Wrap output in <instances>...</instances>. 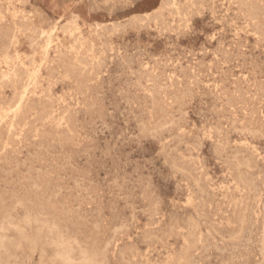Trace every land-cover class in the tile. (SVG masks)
Returning a JSON list of instances; mask_svg holds the SVG:
<instances>
[{
  "label": "rangeland",
  "instance_id": "1",
  "mask_svg": "<svg viewBox=\"0 0 264 264\" xmlns=\"http://www.w3.org/2000/svg\"><path fill=\"white\" fill-rule=\"evenodd\" d=\"M263 208L264 0H0V264H263Z\"/></svg>",
  "mask_w": 264,
  "mask_h": 264
},
{
  "label": "bare ground",
  "instance_id": "2",
  "mask_svg": "<svg viewBox=\"0 0 264 264\" xmlns=\"http://www.w3.org/2000/svg\"><path fill=\"white\" fill-rule=\"evenodd\" d=\"M222 2H223V1H222ZM159 5H160V4H159ZM249 5H250V4H249ZM174 6H175V5H174ZM226 6H227V5H226ZM161 7H162V6H161ZM209 7H210V6H209ZM217 9H218V8H217ZM154 13H155V12H154ZM211 13H212V12H211ZM260 13H261V12H260ZM144 15H145V14H144ZM256 16H257V15H256ZM133 18H134V16H133ZM218 18H219V17H218ZM262 18H263V17H262ZM256 19H257V18H256ZM215 20H216V19H215ZM230 20H231V19H230ZM232 21H233V20H232ZM111 24H112V23H111ZM112 25H113V24H112ZM149 26H150V25H149ZM77 27H78V26H77ZM98 27H99V26H98ZM104 28H105V27H104ZM162 28H163V27H162ZM221 28H222V27H221ZM156 29H157V28H156ZM113 30H114V29H113ZM159 30H160V29H159ZM229 31H230V30H229ZM164 32H165V30H164ZM116 33H117V32H116ZM43 34H44V33H43ZM111 35H112V34H111ZM212 35H213V34H212ZM245 43H246V42H245ZM227 47H228V46H227ZM182 48H183V47H182ZM215 49H216V48H215ZM217 49H218V48H217ZM208 51H209V50H208ZM213 51H214V50H213ZM217 51H218V50H217ZM188 52H189V50H188ZM204 52H205V51H204ZM236 52H237V51H236ZM236 52H235V53H236ZM207 53H208V52H207ZM216 53H217V52H216ZM224 53H226V52H224ZM209 54H210V52H209ZM213 54H214V53H213ZM45 55H46V54H45ZM219 55H220V54H219ZM214 56H215V55H214ZM224 56H225V55H224ZM212 57H213V56H212ZM225 57H226V56H225ZM225 57H224V58H225ZM176 62H178V61H176ZM236 63H237V62H236ZM164 65H165V64H164ZM207 65H208V64H207ZM223 65H224V64H223ZM197 66H198V63H197ZM208 67H209V66H208ZM191 69H192V68H191ZM193 70H194V69H193ZM206 70H207V69H206ZM182 71H183V70H182ZM179 74H180V73H179ZM237 74H238V73H237ZM211 75H212V74H211ZM223 77H224V76H223ZM233 77H234V76H233ZM233 77H232V78H233ZM5 78H6V77H5ZM220 82H221V81H220ZM244 82H245V81H244ZM161 86H162V85H161ZM214 87H215V86H214ZM255 88H256V87H255ZM26 89H27V88H26ZM159 89H160V88H159ZM258 89H259V88H258ZM217 93H218V92H217ZM211 94H212V93H211ZM250 94H251V93H250ZM225 101H226V100H225ZM219 106H220V105H219ZM234 106H235V105H234ZM19 107H20V106L18 105V106L16 107V110H18ZM227 107H228V106H227ZM262 114H263V113H262ZM229 116H230V115H229ZM13 118H14V117H13ZM216 118H217V117H216ZM248 119H249V118H248ZM170 124H171V123H170ZM165 126H166V125H165ZM170 126H171V125H170ZM213 126H214V125H213ZM162 128H163V126H162ZM159 129H160V128H159ZM9 131H10V129H9ZM178 133H179V132H178ZM162 162H163V161H162ZM164 164H165V163H164ZM35 187H36V186H35ZM5 189H6V188H5ZM207 196H208V195H207ZM202 198H203V197H202ZM20 203H22V202H20ZM20 203H19V204H20ZM62 208H63V207H62ZM130 208H131V207H130ZM15 209H16V208H15ZM263 209H264V208H263ZM12 210H13V209H12ZM84 211H85V210H84ZM155 214H156V213H155ZM9 216H10V215H9ZM25 216H26V215H25ZM27 216H28V215H27ZM27 216H26V217H27ZM2 219H3V218H2ZM27 219H28V218H27ZM107 219H108V218H107ZM132 219H133V218H132ZM10 220H11V219H10ZM34 220H35V219H34ZM169 220H170V219H169ZM5 221H6V219H5ZM5 221H4V222H5ZM22 221H23V218H22ZM22 221H21V222H22ZM131 221H132V220H131ZM19 222H20V220H19ZM29 222H30V221H29ZM29 222H27V223H29ZM52 222H53V220H52ZM2 223H3V222H2ZM0 224H1V223H0ZM7 224H8V222H7ZM25 224H26V223H25ZM43 224H44V223H43ZM26 225H27V224H26ZM52 225H53V224H52ZM15 226L17 227V224H16ZM15 226H14V227H15ZM184 226H185V225H184ZM19 227H20V226H19ZM41 227H42V226H41ZM120 227H121V226H120ZM0 228H2V227H0ZM3 228H4V227H3ZM3 228H2V229H3ZM5 228H6V227H5ZM263 228H264V227H263ZM14 229H15V228H14ZM18 229H19V228H18ZM55 229H56V227H55ZM121 229H122V228H121ZM0 230H1V229H0ZM23 230H25V229H23ZM30 230H31V229H30ZM115 230H116V229H115ZM2 231H3V230H2ZM4 231H5V230H4ZM49 231H50V230H49ZM13 232H14V230H13ZM15 232H16V231H15ZM17 232H18V231H17ZM157 232H158V231H157ZM21 233H22V232H21ZM21 233H20V234H21ZM46 233H47V232H46ZM59 234H60V233H59ZM65 234H66V233H65ZM113 234H114V233H113ZM188 234H189V232H188ZM24 235H25V234H23V236H24ZM56 235H57V234H56ZM2 236H3V235H2ZM21 236H22V235H21ZM21 236L19 235L20 238H21ZM58 236H59V235H58ZM58 236H57L56 239H58ZM263 236H264V235H263ZM4 237H5V236H4ZM6 237H7V236H6ZM35 237H36V236H35ZM146 237H147V236H146ZM1 238H2V237H1ZM7 238H8V237H7ZM60 238H62V237H60ZM142 239H143V238H142ZM142 239H141V240H142ZM0 240H2V239H0ZM4 240H6V238H5ZM4 240H3V241H4ZM29 240H30V239H29ZM50 240H52V239H50ZM60 240H61V239H60ZM94 240H95V239H94ZM33 242H34V241H33ZM58 242H59V240H58ZM62 242H63V241H61L59 244L62 245V247H64L63 244H61ZM144 242H145V240H144ZM29 243L32 244L30 241H29ZM34 243H35V242H34ZM63 243H64V242H63ZM107 243H108V242H107ZM220 243H221V242H220ZM1 244H2V243H0V245H1ZM78 244H80V243H78ZM78 244H77V245H78ZM10 245H11V244H10ZM52 245H53V244H52ZM56 245H57V244H56ZM64 245H65V244H64ZM86 245H87V244H86ZM105 245H106V244H105ZM3 246H4V244H3ZM53 246H54V245H53ZM54 247H56V246H54ZM57 247H58V246H57ZM128 247H129V246H128ZM134 247H135V245H134ZM263 247H264V245H263ZM3 248H4V247H3ZM65 248H67V247H65ZM69 248H70V247H69ZM130 248H131V250H132V247H130ZM34 249H35V248H34ZM81 249H83V248H81ZM3 250H4V249H3ZM6 250H7V249H6ZM40 250H41V249H40ZM124 250H125V249H124ZM18 251H19V250H18ZM37 251H38V250H37ZM60 251H61V250H60ZM82 251H83V250H82ZM126 251H127V250H126ZM129 251H130V249H129ZM21 252H22V251H21ZM122 252H123V251H122ZM124 252H125V251H124ZM131 252H132V251H131ZM22 253H23V252H22ZM56 253H57V251H56ZM62 253H63V254L60 255L61 257L59 256L60 259L62 258V259H61L62 262H64L65 264H71V262H72V264H73L74 261L72 260V261L70 262L71 258L69 259V253H70V252H67V249H65L64 252L62 251ZM81 253H82V252H80V254H81ZM263 253H264V252H263ZM5 254H6V253H5ZM10 254H12V253H10ZM85 254H86V252H85ZM85 254H84V255H85ZM43 255H44V253H43ZM86 255H87V254H86ZM121 255H122V254H121ZM121 255H120V256H121ZM260 255H261V254H260ZM57 256H58V255H57ZM93 256H94V255H93ZM12 257H13V256H12ZM28 257H29V256H28ZM86 257H87V256H86ZM83 258H84V257H83ZM83 258H82V259H83ZM92 258H93V257H92ZM121 258H122V256H121ZM217 258H218V257H217ZM19 259H20V258H19ZM90 259H91V257H90ZM16 260H17V259H16ZM40 260H41V259H40ZM84 260H85V258H84ZM122 260H123V258H122ZM81 261H82V260H81ZM123 261H124V260H123ZM215 261H216V260H215ZM12 262H13V261H12ZM75 262H76V261H75ZM263 262H264V261H263ZM64 263H63V264H64ZM77 263H79V261H78ZM80 263H81V262H80ZM92 263H93V262H92ZM74 264H75V263H74ZM81 264H82V263H81ZM83 264H90V260L86 259V260H85V263H83ZM263 264H264V263H263Z\"/></svg>",
  "mask_w": 264,
  "mask_h": 264
}]
</instances>
